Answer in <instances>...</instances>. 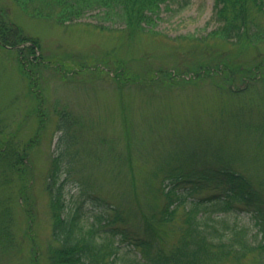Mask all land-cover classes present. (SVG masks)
<instances>
[{"label":"rangeland","instance_id":"374dc122","mask_svg":"<svg viewBox=\"0 0 264 264\" xmlns=\"http://www.w3.org/2000/svg\"><path fill=\"white\" fill-rule=\"evenodd\" d=\"M34 8L27 12L15 0H0V26L15 25L37 41L35 53L28 50L31 42L15 47L0 42L5 132L15 134L20 148L37 142L28 150L34 222L30 226L19 197L4 203L11 213L12 241L0 246V264H52L50 248L59 244L44 178L63 134L70 147L60 142L62 153L75 159L64 187L63 216L80 201L86 207L84 222L115 216L108 205L86 197L89 186L128 213L126 227L150 234L166 249L177 244L186 210L179 207L171 223L158 219L163 198L156 190L163 167L192 161L199 167L197 159L209 163L221 156L252 181L264 182V72L254 69L264 61V43L253 47L204 39L218 26L212 19L214 0L163 4L157 25L136 31L97 11L61 23L56 15L39 16ZM6 37L18 39L8 32ZM225 67L235 71H220ZM199 70L202 75H195ZM25 161L29 164L28 156ZM213 187L200 190L196 198L210 197ZM10 189L14 186L7 187V194ZM154 213L157 219L149 225L143 215ZM220 216L239 225L255 223L248 210L237 206Z\"/></svg>","mask_w":264,"mask_h":264},{"label":"trees","instance_id":"16d2710c","mask_svg":"<svg viewBox=\"0 0 264 264\" xmlns=\"http://www.w3.org/2000/svg\"><path fill=\"white\" fill-rule=\"evenodd\" d=\"M15 1L27 12L30 6H34V12L39 16L56 15L61 23L72 22L97 11L99 14L103 13L105 18L121 22L130 30L136 31L138 28H154L162 5L169 3L170 6L174 0ZM212 19L218 26L204 38L206 40L253 47L264 43V0H214ZM6 32L18 39L10 41ZM0 42L12 47L31 42L28 50L32 53L37 47V41L24 36L15 25L10 28L0 26ZM219 69L228 75L235 71L232 67ZM254 69L257 74H262L264 61ZM202 71H195V75H202ZM206 72L209 73V70ZM247 72L254 70L248 69ZM247 80H252V77ZM5 127L0 118V246L7 245L8 240L12 241L9 232L11 213L5 210L4 203L11 202L13 196L21 200L20 205L25 210L30 226L34 222L29 203L32 200L29 191L34 175L28 150L37 142L30 140L20 148V144L15 141V134L5 132ZM63 139L64 134L57 142V154L53 153L51 156L44 178L50 197L53 237L59 244L50 248L49 260L52 264H239L248 258L254 259V264H264V182L255 181V184L250 177L227 163L225 157L215 156L209 163L199 158V167L193 166L192 161L186 166H172L171 163L169 167L160 170L161 186L156 192L163 198V204L158 210V219L165 224L171 223L179 207L186 210L177 244L166 249L163 245L158 246L156 239L150 234L138 233L126 227L125 224L130 222L124 215L128 213L111 205L106 198L101 199L95 195L88 188L85 178L82 183L88 186L87 189L84 186L86 197L99 205H108L106 207L113 210L115 216L96 217L92 222H84L86 207L81 201L63 216L67 208L64 187L69 181L68 175L74 171L71 167L75 160L72 153H62L66 152L60 146V142L65 141L66 144V139ZM69 147L66 144V150ZM27 156L29 164L25 161ZM133 177L135 178L134 175ZM9 185H13L14 189H10L11 193L7 194ZM205 187H213L215 191L208 198H196ZM15 189L18 194H13ZM236 206L250 212L255 219L254 226L239 225L220 216ZM129 216L133 218L131 213ZM143 218L149 225H153L157 216L155 213L144 214ZM32 232L28 235L33 242V254L38 258L40 249Z\"/></svg>","mask_w":264,"mask_h":264}]
</instances>
